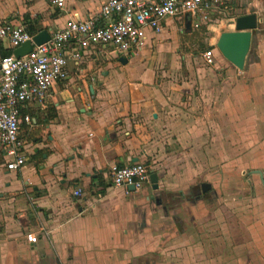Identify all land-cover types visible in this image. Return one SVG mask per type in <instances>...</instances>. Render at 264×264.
Returning a JSON list of instances; mask_svg holds the SVG:
<instances>
[{
    "label": "crops",
    "instance_id": "crops-1",
    "mask_svg": "<svg viewBox=\"0 0 264 264\" xmlns=\"http://www.w3.org/2000/svg\"><path fill=\"white\" fill-rule=\"evenodd\" d=\"M106 1L67 0L66 12H58L44 0H0V24L53 32ZM218 1L220 11L236 12L229 28L188 16L167 20L127 64L99 53L108 63L97 68L99 54L88 53L43 107L25 110L34 123L22 132L26 164L0 181L7 201L0 264H264L260 176L250 179L255 193L220 192L239 167L261 172L264 181V165L246 156L264 154V0ZM249 14L257 26L238 70L214 47ZM202 24L212 66L205 51L191 60L181 49ZM162 60L167 65L155 67ZM114 163L147 165L157 189L127 197L110 186Z\"/></svg>",
    "mask_w": 264,
    "mask_h": 264
},
{
    "label": "built area",
    "instance_id": "built-area-1",
    "mask_svg": "<svg viewBox=\"0 0 264 264\" xmlns=\"http://www.w3.org/2000/svg\"><path fill=\"white\" fill-rule=\"evenodd\" d=\"M44 2L58 12L67 10V0ZM219 10L218 0H107L96 14L85 19L72 15L62 29L48 31L49 41L41 45L33 42L35 35L20 23H1L0 168L4 173L23 169L26 160L22 132L34 125L25 110L32 105L43 107L52 87L67 81L70 65L79 66L88 53H103L116 61L131 59L146 47L147 35L162 32L167 20L188 16L206 22L208 14ZM26 42H31V51L14 57L13 51ZM4 51L11 54L5 56ZM203 58L208 66L214 65L212 50L205 51ZM150 174L143 163H114L108 169L110 186L123 189L129 198L151 186ZM81 194L79 189L73 192L75 197ZM26 240L37 242L33 234L26 235Z\"/></svg>",
    "mask_w": 264,
    "mask_h": 264
},
{
    "label": "rangeland",
    "instance_id": "rangeland-1",
    "mask_svg": "<svg viewBox=\"0 0 264 264\" xmlns=\"http://www.w3.org/2000/svg\"><path fill=\"white\" fill-rule=\"evenodd\" d=\"M235 13H236L235 10H233V9L231 10V9H229V7L224 8V6H223L221 11L219 10V12H217V13L208 14V20L205 23L214 24V23L218 22L219 24H221V22H223L224 27L229 28V21H227V20L231 19L235 15ZM260 28H262V27H260ZM208 33L209 32H208V30H206V25L202 24L198 28H196V31L192 36H189V40L187 39V42H185V40H183V38H181V41L187 43V46H185L183 43L181 45V49L184 48V49H186V51L192 52L191 57H190L191 60H193L194 57L200 56L201 52L207 51V49H209V47L207 46V43L205 41H203L202 43L200 42L201 39L208 38V36H207ZM184 34L179 35V37H183ZM201 35H202V38L200 37ZM150 50L153 51V53L156 52L155 47L152 49L150 48ZM98 56L100 59L97 62V65H96L97 68L106 67L108 62H106L104 60V57L102 55L99 54ZM198 58L200 59V57H198ZM157 61L155 62V67H157V68L158 67L159 68L165 67L167 65L166 63H168V62H165L164 60H162L160 63H157ZM180 62H181V59L179 58L177 60V64H179ZM246 156H247V159L249 161H257L258 164L264 165V164H262V162H264V154H252V155H246ZM4 172H5V170L0 168V181L3 184L7 183V175L3 174ZM221 173H223L222 170H221ZM228 173H229V177L231 178L233 184L228 187L227 191H225V190L220 191L221 193H223V194H228V193L231 194L232 193L235 195H238L240 193L241 194H243V193H245V194L255 193V188L251 184L250 179H252L254 177H256V179H260L257 171H252V169H250V168L243 169V167H239V168H236L235 170L229 171ZM10 174H12V173H10ZM221 178H223L222 174H221ZM3 184L0 185V231L2 229H4L5 226L7 225V220L5 218V217H7V201L3 199V195L6 196L3 192L4 191ZM259 184H260V182H259ZM15 219H17L16 216H15Z\"/></svg>",
    "mask_w": 264,
    "mask_h": 264
},
{
    "label": "water",
    "instance_id": "water-1",
    "mask_svg": "<svg viewBox=\"0 0 264 264\" xmlns=\"http://www.w3.org/2000/svg\"><path fill=\"white\" fill-rule=\"evenodd\" d=\"M256 16L254 14L244 15L234 20V31L222 32L215 45L217 52L229 63L235 66L238 70L243 69L245 59L249 53L251 46L252 31L256 29ZM187 32L190 30V24H186ZM49 41L48 31L43 30L33 37V42L36 45H41ZM31 51V42L22 44L19 48L13 51V55L16 58L25 56ZM122 65L127 64V59H119ZM259 174L262 185L264 188V181L262 173ZM150 183L152 189H157V177L156 174H150ZM202 192H206L210 187L208 185H202ZM130 190H133L130 188Z\"/></svg>",
    "mask_w": 264,
    "mask_h": 264
},
{
    "label": "trees",
    "instance_id": "trees-1",
    "mask_svg": "<svg viewBox=\"0 0 264 264\" xmlns=\"http://www.w3.org/2000/svg\"><path fill=\"white\" fill-rule=\"evenodd\" d=\"M26 29L32 35H36V34L40 33L41 31H43L42 28H37L34 25H30V26L26 27ZM10 54H11L10 51H4L3 52V55H5V56L10 55Z\"/></svg>",
    "mask_w": 264,
    "mask_h": 264
}]
</instances>
